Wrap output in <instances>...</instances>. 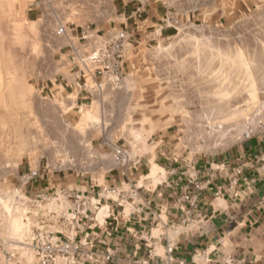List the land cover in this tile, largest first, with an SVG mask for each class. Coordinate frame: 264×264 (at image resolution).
<instances>
[{
	"label": "crops",
	"instance_id": "obj_1",
	"mask_svg": "<svg viewBox=\"0 0 264 264\" xmlns=\"http://www.w3.org/2000/svg\"><path fill=\"white\" fill-rule=\"evenodd\" d=\"M87 1L95 32L128 33L124 62L130 46L169 41L179 24L194 17L169 0ZM43 91L64 104V120L77 127L82 110L106 90L81 88L60 58ZM85 129L79 153L27 160L19 168L24 197L17 207L25 211V228L0 238L23 262L34 260L29 245L39 228L80 244L72 264H264V132L215 154L185 152L165 138L159 150L128 153L130 163L123 165L113 158L117 141L99 135V126ZM63 191L87 197L82 216L71 212L72 200ZM5 216L1 204L0 218Z\"/></svg>",
	"mask_w": 264,
	"mask_h": 264
},
{
	"label": "rangeland",
	"instance_id": "obj_2",
	"mask_svg": "<svg viewBox=\"0 0 264 264\" xmlns=\"http://www.w3.org/2000/svg\"><path fill=\"white\" fill-rule=\"evenodd\" d=\"M169 4L193 19L169 41L130 46L121 86L107 88L72 127L64 104L41 90L65 59L66 38L54 36L55 28L90 25L89 1L0 0V236L25 228L16 205L19 168L79 153L88 126L132 156L159 150L165 138L185 152L215 154L241 140L246 120L264 117V0Z\"/></svg>",
	"mask_w": 264,
	"mask_h": 264
},
{
	"label": "built area",
	"instance_id": "obj_3",
	"mask_svg": "<svg viewBox=\"0 0 264 264\" xmlns=\"http://www.w3.org/2000/svg\"><path fill=\"white\" fill-rule=\"evenodd\" d=\"M54 36L66 38L67 43L63 46L65 59L81 88L102 93L109 87L116 89L121 86L125 49L129 39L127 32L100 34L88 24L70 27L60 24L55 28ZM244 128L240 138L242 140L249 139L256 133H263L264 117L252 116V119L246 120ZM113 158L119 164L130 163L127 150L120 147L114 148ZM69 163L74 164L73 161ZM62 194L72 200L71 212L74 215L82 216L87 211L90 202L86 196L76 191H63ZM135 196L133 193L132 197ZM21 197L18 201L22 200ZM184 199L189 201L191 198L187 195ZM3 202L0 198V205ZM29 246L34 260L27 263L23 262V258H19L18 252L9 246L8 241L0 238L1 264H56L57 260H61L62 264H72L81 253L79 243L69 238L54 239L51 232L39 228L34 229ZM166 251L171 253L172 247H167ZM108 258L109 256H106V259Z\"/></svg>",
	"mask_w": 264,
	"mask_h": 264
},
{
	"label": "bare ground",
	"instance_id": "obj_4",
	"mask_svg": "<svg viewBox=\"0 0 264 264\" xmlns=\"http://www.w3.org/2000/svg\"><path fill=\"white\" fill-rule=\"evenodd\" d=\"M213 47V46H212ZM255 61V60H254ZM260 77V76H259ZM237 82V81H236ZM223 87V86H222ZM227 88V87H226ZM221 94V93H220ZM213 95V94H212ZM245 97V96H244ZM219 99V101L221 100V97H218ZM264 105V104H263ZM216 108V107H215Z\"/></svg>",
	"mask_w": 264,
	"mask_h": 264
}]
</instances>
